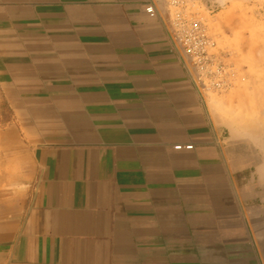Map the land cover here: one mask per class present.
Here are the masks:
<instances>
[{
    "label": "crops",
    "instance_id": "1",
    "mask_svg": "<svg viewBox=\"0 0 264 264\" xmlns=\"http://www.w3.org/2000/svg\"><path fill=\"white\" fill-rule=\"evenodd\" d=\"M143 7L0 0L1 145L29 187L0 264H264L259 151Z\"/></svg>",
    "mask_w": 264,
    "mask_h": 264
},
{
    "label": "rangeland",
    "instance_id": "2",
    "mask_svg": "<svg viewBox=\"0 0 264 264\" xmlns=\"http://www.w3.org/2000/svg\"><path fill=\"white\" fill-rule=\"evenodd\" d=\"M216 6L214 16L208 18L207 24L215 42L210 52L218 65L200 76L206 88H202L193 68L191 73L213 116L236 136L255 144L262 169L264 0H217ZM1 129L0 124V215L1 210L17 203L22 205L29 191L28 183L20 179L21 166L15 163L14 150L1 145ZM254 135L263 137V142L253 140Z\"/></svg>",
    "mask_w": 264,
    "mask_h": 264
},
{
    "label": "built area",
    "instance_id": "3",
    "mask_svg": "<svg viewBox=\"0 0 264 264\" xmlns=\"http://www.w3.org/2000/svg\"><path fill=\"white\" fill-rule=\"evenodd\" d=\"M216 5L217 0H144V13L162 22L182 61L190 72L191 68L197 72L202 88L207 85L200 76H205L208 70L218 65L210 52L215 42L209 35L207 24L208 18L216 12ZM195 84L199 89L196 81ZM185 148H191V145Z\"/></svg>",
    "mask_w": 264,
    "mask_h": 264
},
{
    "label": "bare ground",
    "instance_id": "4",
    "mask_svg": "<svg viewBox=\"0 0 264 264\" xmlns=\"http://www.w3.org/2000/svg\"><path fill=\"white\" fill-rule=\"evenodd\" d=\"M259 116H261V115H259ZM256 117H257V116H256ZM260 118H261V117H260ZM253 120H254V119H253ZM253 120H252V121H253ZM255 121H256V120H255ZM255 121H254V122H255ZM260 121H261V120H260ZM263 121H264V120H263ZM257 122H258V121H257ZM260 123H261V122H260ZM251 124H252V123H251ZM256 124H257V123H256ZM263 125H264V124H263ZM256 126H257V125H256ZM254 127H255V126H254ZM257 128H258V127H257ZM257 128H256V129H257ZM262 138H263V137H262ZM262 138H261L260 136H258V135H254V136H253V140L258 141V143L263 142V139H262ZM259 140H260V142H259ZM263 168H264V167H263ZM263 168H262V169H263ZM263 173H264V170H263ZM0 178H1V177H0Z\"/></svg>",
    "mask_w": 264,
    "mask_h": 264
}]
</instances>
